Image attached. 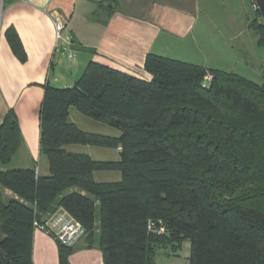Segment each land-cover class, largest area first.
Returning <instances> with one entry per match:
<instances>
[{
    "label": "trees",
    "instance_id": "16d2710c",
    "mask_svg": "<svg viewBox=\"0 0 264 264\" xmlns=\"http://www.w3.org/2000/svg\"><path fill=\"white\" fill-rule=\"evenodd\" d=\"M119 2L101 0L98 8L112 14ZM256 14L250 27L264 47ZM6 37L26 62L16 28ZM144 68L151 80L91 60L74 85L46 84L40 146L50 175L0 171V264H34V222L61 207L84 224L105 264H156L160 248L185 241L189 264H264V81L154 53ZM208 72L214 78L203 87ZM72 107L121 134L84 131L70 120ZM22 141L10 108L0 125L1 165ZM70 144L120 147V158L96 160ZM96 171L122 179L98 182ZM151 221L165 231L151 230ZM74 250L59 244L60 264H71Z\"/></svg>",
    "mask_w": 264,
    "mask_h": 264
},
{
    "label": "crops",
    "instance_id": "0c3cea01",
    "mask_svg": "<svg viewBox=\"0 0 264 264\" xmlns=\"http://www.w3.org/2000/svg\"><path fill=\"white\" fill-rule=\"evenodd\" d=\"M99 1L4 0L0 29V125L8 110L14 108L23 141L12 162L7 166L0 164V171L34 168L37 160L40 161L41 107L46 84L54 85L53 81L58 87L74 85L91 60L151 80L152 75L144 68L149 53L190 63L195 62L189 61L190 58L200 54L202 60L194 64L240 74L210 65L214 54L212 24L217 15L216 0H120L112 14L98 8ZM218 2L229 15L227 22L234 20L245 24L240 33L232 36L226 35L222 28L220 33L224 40L237 39L246 28L252 30L246 0ZM56 18L65 26L63 38L66 39L62 45L69 54L72 52L71 60L68 55L71 66L58 55ZM12 26L26 49V62L18 59L7 40L6 31ZM200 41L205 42L208 51L200 49ZM262 59L264 61V56ZM101 134L119 136L121 132ZM115 150L120 158V147ZM73 152L94 158L88 151ZM36 169L41 176L50 175L49 162L42 169L39 165ZM97 173L94 178L98 182L122 179V174L114 180L97 179ZM7 193L14 195L11 190ZM74 248L71 264H105L102 249L97 244L89 246L87 237ZM33 258L34 264H60L59 243L53 236L35 229Z\"/></svg>",
    "mask_w": 264,
    "mask_h": 264
},
{
    "label": "rangeland",
    "instance_id": "374dc122",
    "mask_svg": "<svg viewBox=\"0 0 264 264\" xmlns=\"http://www.w3.org/2000/svg\"><path fill=\"white\" fill-rule=\"evenodd\" d=\"M218 1L220 0H216L217 3H214V8L216 9L217 15H215L216 17L214 18L216 19L214 20V24H212V29H213L212 46L214 49V54L211 56L212 62L210 65L212 67L225 68L226 70L229 71H236V72L238 71L241 75L252 78L258 83H262L264 81V61L262 59V57L264 56V47L259 45L256 34L253 32V30H250L249 28L248 29L246 28V31H244L241 35H239L237 39L234 38V39L224 40L222 34L220 33L222 28L226 35L228 34L232 36V34H234L235 32L240 33L241 32L240 29L245 24L234 20L227 22L229 21L228 20L229 15L226 14L227 11L224 10L225 9L224 5L222 3L220 4V2ZM256 10L257 9L254 6L253 0H246V12L250 16V19L252 20L255 19V17L257 16ZM224 28L226 29V31L224 30ZM64 39L66 38H63L60 41L58 55L60 56L62 55L61 57L64 60L65 64L71 66L72 63H70L68 59L69 50L63 49L62 44H64ZM225 41L227 44L228 43L230 44L224 45ZM220 48L222 49V51L220 50ZM200 49L203 51H208V48L206 47L204 41L202 42L200 41ZM210 49L211 48H209V50ZM201 58H203V56L201 57V55L199 54L198 57L190 58L192 60L189 61H195L193 63H197L202 60ZM52 83L54 85H59L53 81ZM70 120L76 123L84 131L91 133L120 132V130L116 129L115 127L96 121L84 115L75 107L73 108ZM66 148L71 150L72 152L80 151V150L88 151L94 156L96 160L98 159L104 161H112L115 159H119L118 152L115 150V148H104L94 145L85 146L83 144H70L67 145ZM40 158H41L40 161L39 159L37 160L34 168H36L39 165V167L42 169V167L45 164L47 165V163L49 162L48 157L44 154H42ZM97 174H98L97 179H106V180L107 179L114 180L116 176L118 177L121 175L119 171H98ZM97 216H98L97 223L99 224V219H100L99 203L97 209ZM99 237H100V232H97V237H96L97 240H99ZM190 255H191V242L185 241L182 247L178 250L173 249L171 246L160 248L158 250V254L155 258V261L156 264H189Z\"/></svg>",
    "mask_w": 264,
    "mask_h": 264
},
{
    "label": "built area",
    "instance_id": "2783aa9c",
    "mask_svg": "<svg viewBox=\"0 0 264 264\" xmlns=\"http://www.w3.org/2000/svg\"><path fill=\"white\" fill-rule=\"evenodd\" d=\"M256 9L258 5L255 0H253ZM4 11V0H0V29L1 22ZM55 26L57 32L58 45L63 39L64 23L58 18L55 19ZM70 60L72 59V52L69 54ZM213 75L208 72L203 80V87H208L213 81ZM161 222V221H160ZM35 229L42 230L47 234L53 236L59 244L64 246L73 247L80 241L84 240L88 236V230L84 224L76 219L71 213H69L64 208H59L54 213L50 214L44 222L35 220ZM150 229L162 233L165 231L164 227L160 229H155V222H150Z\"/></svg>",
    "mask_w": 264,
    "mask_h": 264
},
{
    "label": "water",
    "instance_id": "95a60500",
    "mask_svg": "<svg viewBox=\"0 0 264 264\" xmlns=\"http://www.w3.org/2000/svg\"><path fill=\"white\" fill-rule=\"evenodd\" d=\"M255 1H256L258 8L261 12V16H262L263 24H264V0H255Z\"/></svg>",
    "mask_w": 264,
    "mask_h": 264
}]
</instances>
